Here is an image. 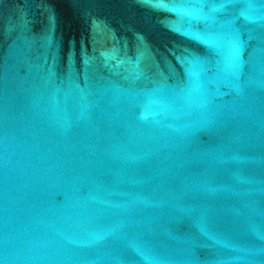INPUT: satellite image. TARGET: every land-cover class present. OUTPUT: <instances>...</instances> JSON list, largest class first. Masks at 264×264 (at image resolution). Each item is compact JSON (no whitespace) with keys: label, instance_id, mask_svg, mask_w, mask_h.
Segmentation results:
<instances>
[{"label":"water","instance_id":"water-1","mask_svg":"<svg viewBox=\"0 0 264 264\" xmlns=\"http://www.w3.org/2000/svg\"><path fill=\"white\" fill-rule=\"evenodd\" d=\"M0 264H264V0H0Z\"/></svg>","mask_w":264,"mask_h":264}]
</instances>
